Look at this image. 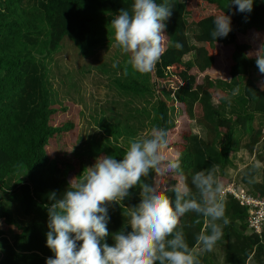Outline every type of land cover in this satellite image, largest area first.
I'll return each mask as SVG.
<instances>
[{"label":"trees","instance_id":"1","mask_svg":"<svg viewBox=\"0 0 264 264\" xmlns=\"http://www.w3.org/2000/svg\"><path fill=\"white\" fill-rule=\"evenodd\" d=\"M21 2L0 0V189L11 177L22 176L9 191L8 201L14 200L19 214L29 220L23 224L0 205L3 224L0 225V264H45L53 255L46 246L49 194H62L70 180L77 177L79 169L61 154L53 155L47 150L50 142L57 143L74 129V124L69 121L53 126L55 109L43 70L33 55L35 45L43 34L44 52H40V58L44 59L67 39L81 56L89 57L106 41L114 42L108 16L113 19L120 9L129 8L132 0H36V9L22 16L15 13ZM167 2L173 7L172 15L165 21V51L151 72V85L130 79L125 83L116 81L117 87L135 96L148 94L150 99H155L149 103L151 111L146 108L142 113L137 111L138 116H144L141 124L148 131L158 126L168 131V137L175 130L169 113L176 102L188 120L194 121L203 132V135L193 134L186 127L176 133V140L168 138V150L177 154L176 160L181 166V173L176 174L191 187L195 172L215 165L217 179L227 187L232 182L224 179V175L234 168V159L241 150L250 157L257 151L264 153V74L259 72L253 55L264 45V0H254L252 11L243 13L237 6L229 7L231 0ZM97 11L104 12L100 16L102 23L95 20ZM221 14L231 17L232 31L227 38L215 41L210 33L214 18ZM187 20L196 27L191 40L187 35ZM38 23L42 25L40 29H37ZM252 33L255 46L252 41H239V37L252 36ZM177 44L182 47L178 48ZM216 44L223 46L222 53ZM190 54L193 59L184 60ZM221 57L226 62L224 72L229 80L213 81L206 73ZM124 61L125 68L131 69L126 56ZM130 74L129 70L127 76ZM198 74L203 75L201 79ZM131 75L139 78L134 71ZM166 83L171 84V89L160 87ZM232 92L236 95L232 99L233 113L228 116L225 107ZM214 98L217 107L213 104ZM108 132L115 136V142L125 137V144L135 135L117 126L109 127ZM105 143L112 146L107 138ZM102 151L98 150L97 156L112 155L120 159L124 154L118 146ZM88 152L83 154L87 159H80L81 165L90 158L96 159L95 154ZM258 159L264 161L262 155ZM243 170L237 185L247 195L264 199V181L255 180L258 168L248 164ZM261 173L264 180V167ZM167 180L172 184L179 182L173 173ZM168 194L172 196L171 192ZM222 201L229 223L220 222L223 235L215 245L223 250L224 259L220 264H247L251 259L263 263L264 227L261 233H252L247 224L249 208L240 205L231 194H226ZM138 203L139 188H136L130 190L122 204L106 205L109 235L103 242L114 243L112 235L124 224L125 207ZM196 219L194 213H187L181 219L186 240L193 249L197 234L204 229L203 218H199V224L194 223ZM200 264L217 263L200 261Z\"/></svg>","mask_w":264,"mask_h":264},{"label":"clouds","instance_id":"2","mask_svg":"<svg viewBox=\"0 0 264 264\" xmlns=\"http://www.w3.org/2000/svg\"><path fill=\"white\" fill-rule=\"evenodd\" d=\"M253 2L231 0L229 7L251 12ZM172 9L167 0L159 4L132 0L129 8L120 9L111 20L114 46L135 73L149 74L160 61L165 51V21ZM213 23L210 35L215 41L232 31L231 17L226 14L216 16ZM253 55L264 74V45ZM168 144V131L154 126L146 135L130 139L120 159L97 157L92 166L70 180L62 194L50 193L46 246L53 255L45 264H200L186 240L181 219L194 213L198 217L194 223L199 224L203 218L204 229L195 238L196 247L201 252L212 251L223 235L222 224L229 223L221 199L224 185L215 175V165L195 172L191 187L187 182L162 184L164 177L181 173L180 162L166 154ZM136 188L139 203L125 207L124 224L112 235L114 243L103 242L109 235L106 205L122 204Z\"/></svg>","mask_w":264,"mask_h":264},{"label":"rangeland","instance_id":"3","mask_svg":"<svg viewBox=\"0 0 264 264\" xmlns=\"http://www.w3.org/2000/svg\"><path fill=\"white\" fill-rule=\"evenodd\" d=\"M35 9L36 0H22L15 13L21 15L22 13L33 12ZM103 14L104 12L97 11L95 20L99 19L98 22L102 23L100 16H103ZM108 18L112 20L111 17L108 16ZM20 19L18 17V20ZM36 26L37 29L42 27L39 23ZM42 31L45 32L44 29ZM110 31L112 32V29ZM194 33H196V27L190 20H187V35L190 40ZM43 40L44 35L40 34L38 45H35V53L33 55H35L36 61L39 62V68L43 70L47 87L50 90L51 102L55 109L53 126L69 121L74 124V129L64 134L57 143L50 142L47 150L52 152L53 155H55L54 153H59L72 162L74 167L79 169L78 173H76L78 177L86 167L92 166L96 160L93 157L92 159L90 158L89 162L81 165L80 159H87V157L85 158L86 154L83 155L85 152L89 151L95 154L97 158L102 156H97L98 153L96 152L98 150L112 149L113 146L126 150L129 143L125 144V137H119L115 142V136L108 132L109 127L117 126L120 130L125 129V133L134 132V137L146 135L149 132L147 127L141 124L144 116H138L137 111L142 113L145 108L147 111H151V104L149 103H154L155 99H150L148 94L135 96L129 91L120 90L116 81L125 83L130 81V79H135L148 86L151 85L152 74L137 73L139 78H134L131 75L132 70L125 68V55L121 54L112 41H106L96 48L89 57H84L65 39L56 51L52 52L47 58L41 59L40 52H44ZM239 41H252L253 45H256L253 33L252 36L239 37ZM216 48L220 53L223 52L221 44H216ZM192 59L193 54L184 57V60ZM113 64L117 66L113 67ZM225 66L226 62L224 59L222 57L218 58L216 65L206 75L213 81H228L229 77L224 72ZM129 70L131 74L128 77L125 72L128 74ZM202 76L198 74L199 79ZM160 87L171 89V84H161ZM235 95L236 92H232L227 98L228 103L225 107V113L228 116L233 113L232 99H235ZM170 97L173 98V95ZM213 104L215 107L218 106L216 98H214ZM199 114V110L196 108V115ZM169 120L175 125V130L169 134V139H175L176 133L181 128L186 127L193 134L203 135L200 127L194 121L188 120L187 115L183 114L182 109L176 102H174V107L169 113ZM106 138L109 139L112 146H107L105 143ZM170 151V149H167V156L176 159L177 154ZM112 152L114 153V150ZM81 154L82 156H80ZM236 157L234 168L228 169L224 175V179L231 180L235 185L240 183L241 174L248 163H255L261 170L264 167L256 158L251 161L245 150H241ZM258 176H261V174ZM173 177L181 182L180 177L176 173H173ZM20 179H22V176H13L7 181L6 186L4 185L3 189H0V205L10 210L24 224L29 219L19 214L18 206L14 200L8 201L9 191ZM160 182L165 185H172L167 180V176ZM232 187L235 186L232 185ZM0 225H3L2 222ZM247 264L258 263L251 259ZM260 264H264V262Z\"/></svg>","mask_w":264,"mask_h":264},{"label":"built area","instance_id":"4","mask_svg":"<svg viewBox=\"0 0 264 264\" xmlns=\"http://www.w3.org/2000/svg\"><path fill=\"white\" fill-rule=\"evenodd\" d=\"M231 194L240 205L249 208V216L247 219L248 228L252 233H261L264 227V199H256L247 195L238 187L228 186L224 188L222 195Z\"/></svg>","mask_w":264,"mask_h":264},{"label":"crops","instance_id":"5","mask_svg":"<svg viewBox=\"0 0 264 264\" xmlns=\"http://www.w3.org/2000/svg\"><path fill=\"white\" fill-rule=\"evenodd\" d=\"M240 153V152H239ZM238 153V154H239ZM258 155H262L263 156V158H264V153H262V151H257L256 153L254 152V154L250 157L249 156V158H250V160L251 161H253V160H255V158L256 159H258ZM237 156V155H236ZM237 158V157H236ZM235 160V159H234ZM258 161L262 164V165H264V161H260L259 159H258ZM235 163V162H234ZM248 164H251V165H254L255 167H257L258 168V173H257V175L255 176V180L256 181H258V182H263L264 180H262L261 179V177H262V173H261V169H259L260 167L258 166V165H256L255 163H248ZM261 165V166H262ZM262 168V167H261ZM259 174H261V176H258ZM231 185H234L235 187H238L239 189H242L240 186H237V185H235L234 184V182H232L231 183ZM231 185H229V186H231ZM228 187V186H227ZM225 188V187H224ZM226 195V194H225ZM225 195H222L221 196V199H223L224 197H225ZM194 255L198 258V260H200V261H209V262H212V261H214V262H216L217 264H220V263H222L223 262V250H222V247L221 246H215L214 248H213V250L212 251H210V252H201L200 251V249H199V247H195V249H194Z\"/></svg>","mask_w":264,"mask_h":264}]
</instances>
